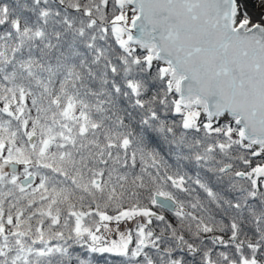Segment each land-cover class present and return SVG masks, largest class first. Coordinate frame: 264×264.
Returning a JSON list of instances; mask_svg holds the SVG:
<instances>
[{
	"label": "snow or ice",
	"instance_id": "snow-or-ice-1",
	"mask_svg": "<svg viewBox=\"0 0 264 264\" xmlns=\"http://www.w3.org/2000/svg\"><path fill=\"white\" fill-rule=\"evenodd\" d=\"M0 264H264V0H0Z\"/></svg>",
	"mask_w": 264,
	"mask_h": 264
}]
</instances>
